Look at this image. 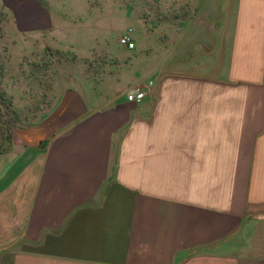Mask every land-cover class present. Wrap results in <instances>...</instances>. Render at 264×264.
<instances>
[{"label": "crops", "instance_id": "obj_1", "mask_svg": "<svg viewBox=\"0 0 264 264\" xmlns=\"http://www.w3.org/2000/svg\"><path fill=\"white\" fill-rule=\"evenodd\" d=\"M0 1L21 25L49 22L38 36L93 47V28L78 46L63 19L81 0ZM193 3L157 70L75 67L0 139V264H264V0Z\"/></svg>", "mask_w": 264, "mask_h": 264}, {"label": "rangeland", "instance_id": "obj_2", "mask_svg": "<svg viewBox=\"0 0 264 264\" xmlns=\"http://www.w3.org/2000/svg\"><path fill=\"white\" fill-rule=\"evenodd\" d=\"M193 1L81 0L78 6L84 13L63 19L82 31L76 32L78 46L89 40L90 33L85 29H94L93 47L84 56L78 50L64 48L62 32L38 36L46 31L41 25L49 22L21 25L20 17L14 14L15 3L0 1V139H6L13 126L44 115L54 103L61 80L75 67L95 76L108 61L140 57L157 70L160 47L166 44L174 51L176 40L181 42L190 36L197 14ZM125 35L134 39V49L121 44ZM8 231L13 232L14 226H8Z\"/></svg>", "mask_w": 264, "mask_h": 264}, {"label": "built area", "instance_id": "obj_3", "mask_svg": "<svg viewBox=\"0 0 264 264\" xmlns=\"http://www.w3.org/2000/svg\"><path fill=\"white\" fill-rule=\"evenodd\" d=\"M121 44L126 46L128 49H134L136 43L134 39L130 35H125L120 39ZM152 82H150L151 84ZM145 91L144 89L137 85L134 86L129 92H127L126 97L127 100L131 103H140L144 99Z\"/></svg>", "mask_w": 264, "mask_h": 264}]
</instances>
